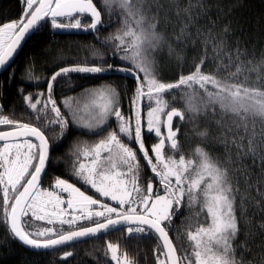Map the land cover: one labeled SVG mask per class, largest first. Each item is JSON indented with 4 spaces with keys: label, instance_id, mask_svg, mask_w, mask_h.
Returning <instances> with one entry per match:
<instances>
[{
    "label": "snow or ice",
    "instance_id": "1",
    "mask_svg": "<svg viewBox=\"0 0 264 264\" xmlns=\"http://www.w3.org/2000/svg\"><path fill=\"white\" fill-rule=\"evenodd\" d=\"M24 2L26 7L19 21L0 25V66H4L13 56L26 34L48 17L51 18L53 28H81L80 19H75L79 14L90 15L91 23L86 26L87 29L95 30L103 23L101 12L93 0ZM144 3L145 0H136L135 4L133 0H103L106 9L111 10L114 5H118L122 10V28L111 39L117 41L114 45L116 51L124 53L121 59L130 61L137 73V89L133 103L146 97L155 104V107L149 108L146 119L147 131L154 133L158 138V143L151 146L153 155H149V149L143 142L139 109L136 110L133 125L131 118L124 117L117 107L116 90L111 87L102 88L92 94L93 103L84 106L95 114L90 121H85L83 126L100 127L109 117H115L119 121L118 131H111L107 137L91 147L83 148L77 157L75 175L101 197L115 201L117 207L86 195L80 188L60 178L54 182V188L59 191L41 189V175L48 160L49 138L39 127L0 116V125L12 126L9 131H0V212L3 214V223L14 238L37 249L54 248L78 238L97 234L111 226L126 223L130 225L127 229L129 236L133 233H143L146 228L158 234L163 241L164 251L157 255V264H242V261L235 258L233 248V241L238 233V189L234 188L229 180L228 169L221 167L202 147H196L189 156L182 153L178 140L179 128L174 129L173 119L184 121L185 112L193 118L202 113L207 115L211 112L214 115L219 108L222 118H235L233 127L222 132L221 139L226 148H235L236 161L251 157L255 164L258 157L264 163V152L258 151V148L264 146V127L259 132L256 130L257 120L264 123V85L250 87L247 77L240 80V63H237L235 72H229L225 77L205 73L202 67L206 56H202L200 62L195 64L193 72L181 75L175 83L161 82L155 74L154 61L149 54L160 46L163 37L157 32V24L148 22L143 12ZM190 8L191 5L184 9L186 14ZM61 17L73 18L75 23H59L58 18ZM189 23H194L191 16ZM187 27L185 24L181 28L177 39L185 35ZM227 33L226 27L223 34ZM197 34H200L199 30ZM213 40L216 41L213 49L219 58L224 42L222 37H213ZM208 42L206 37L205 43ZM239 56L237 51V61ZM228 60V65L220 63L217 69H227L232 63L231 55H228ZM107 70L109 69L99 66L60 68L50 78L46 99L38 97L32 102L31 95L25 96L24 99L34 112L46 113L50 110L54 113L55 119L49 120L48 124L59 126L62 135L68 121L52 99L53 83L58 77L70 72L101 73ZM116 70L131 72L132 68ZM140 74L143 75V80L140 79ZM179 88L190 90L184 94L185 110H167L169 104L164 100V95ZM199 92H202L203 96H200V102L196 103ZM96 100L101 103H95ZM36 118L41 119L42 116L37 115ZM215 123L222 126V120H216ZM162 125L166 131H162ZM121 135L137 143L143 159L162 186L163 195H154L155 189L151 181L146 187L140 185V163L136 150L123 143ZM196 135L206 137L208 133L204 130ZM29 137L35 138L38 143H33ZM166 148L174 155H166ZM243 170L247 172L246 168ZM261 171L264 173V168ZM61 193H66L68 199L65 200ZM185 199L189 206H198L196 215L199 216L202 212L205 219L196 225L189 224L184 232L188 248L178 254L165 225L171 221L174 210L183 206ZM77 212L80 214L76 215ZM25 218L46 221L51 226L38 231H27L26 228L31 225ZM94 218H103V222L96 221L94 226L68 231L58 230L56 227L67 225L69 229H73L78 222L93 221ZM132 224L136 227H132ZM261 227L264 228V225ZM107 249L111 260L116 264H136L126 252L118 254V244L109 242ZM70 255L71 252L64 254L65 257ZM160 255H163L164 259H161Z\"/></svg>",
    "mask_w": 264,
    "mask_h": 264
},
{
    "label": "trees",
    "instance_id": "2",
    "mask_svg": "<svg viewBox=\"0 0 264 264\" xmlns=\"http://www.w3.org/2000/svg\"><path fill=\"white\" fill-rule=\"evenodd\" d=\"M93 1L101 10L105 24L95 34L58 33L48 17L25 43L13 64L0 74V111L17 121L20 120L19 122L38 126L51 143V158L42 182L44 186L54 184L57 178L72 180L66 174L70 167L72 148L78 140L77 137L84 136V130L77 128L72 119L69 98L74 94L87 87L109 86L118 93L117 107L122 114L133 116L137 74L130 61L121 59L124 53L116 51L114 45L117 41L111 39L122 28V10L118 5L108 10L104 7L103 0ZM190 5V11L186 14L184 9ZM25 7L24 0H0V25L19 21ZM143 12L148 22L157 24V32L163 37L160 46L149 54L154 61L155 73L161 81H178L181 75L193 72L195 64L200 62L202 56H206L203 72L225 77L229 72H235L237 63H240V80L247 77L250 87L264 85V0H145ZM77 16L82 17L83 24L91 22L89 15ZM189 16L194 23H189ZM61 18L62 21L66 17ZM185 24L188 25L185 35L177 39ZM226 27L228 33L224 35ZM206 37L208 43H205ZM213 37H222L224 42L219 58L213 49L216 42ZM237 51L240 53L239 61L236 60ZM228 55L232 56V63L227 69L218 70V64H229ZM71 66H99L109 70L101 73L70 72L58 77L53 83L51 96L68 121L62 138L56 139V135H61L59 126L48 125L43 119L44 115L37 119L39 114L28 107L24 97L32 96L37 91L48 93V83L52 75L60 68ZM116 67L132 68V71L117 72ZM142 78L141 75L140 79ZM178 91L181 94L171 100L172 107L182 106L180 100L185 101L184 94L190 92L185 88H179ZM200 96H203L202 92L198 93V103ZM199 117L201 122L198 128L206 130L208 135L202 141L198 140L202 143L196 142L197 145L203 146L213 160L228 169L229 180L238 189V233L233 241L235 258L242 261V264H264V228L261 227L264 225V173L261 171L264 163L258 157L255 164L251 157L236 161L235 148H226L222 143L221 134L227 128L233 127L234 117L222 118L219 108L214 115L209 112ZM216 120H222V126L217 125ZM113 124L115 120L109 126ZM262 127L264 123L257 120V132ZM258 151L264 152V146L258 148ZM245 168L247 172L243 170ZM3 219L0 212V264H116L111 260L107 249V238L113 236L118 239L121 231L125 230H117L50 251H33L24 247L10 234ZM25 219L31 225L26 230H34L32 220ZM171 236L179 250L178 237L173 234ZM125 238L121 243L137 262L156 264L157 254L164 251L158 238L147 235ZM154 248L158 253L153 252ZM66 251H71L72 255L62 259L61 256Z\"/></svg>",
    "mask_w": 264,
    "mask_h": 264
},
{
    "label": "rangeland",
    "instance_id": "3",
    "mask_svg": "<svg viewBox=\"0 0 264 264\" xmlns=\"http://www.w3.org/2000/svg\"><path fill=\"white\" fill-rule=\"evenodd\" d=\"M61 19L62 18L58 19V22L59 23H67V24L68 23H75V19H80L81 25L88 24V22L85 23V24H83L82 23L83 22L82 21L83 20L82 17L77 16V15L75 16V19L69 18V17H66L62 21H61ZM122 25L123 24L121 23V26ZM71 67H75V66H71ZM118 68L119 69H124V67H116L115 68V71H117L116 69H118ZM117 72H124V71H117ZM141 75L142 74H140V76ZM156 76H157V74H156ZM142 77H143V75H142ZM157 78H158V76H157ZM142 80H143V78H142ZM161 82H163V81H161ZM164 83H175V82H164ZM108 87L109 86H101L100 88H97V87H92V88L87 87V88L83 89L82 91L74 94L71 97V100L72 101H71L70 109H71V114L73 112V118L72 119L74 121V125L77 128L78 127L79 128L81 127L84 130L85 129L91 130L92 133H86V132H84L83 138L79 136L81 138V139H79V137H77L78 140H77V142H75V146L72 148L71 157H70V167H69V169L66 172V174H68L70 177H72V180H69L68 178H65V179L60 178V179L66 180L67 182L75 185L76 187L80 188L81 191L85 192L86 195H90L94 199L100 200L102 203H106V204H108V205H110L112 207H117V204H116L115 201H111L109 198H106V197H101L94 189H92L89 185L85 184L82 180L78 179L76 177V175H75V166H77V157L79 156V153L83 150V148H85V147H91L95 143L99 142L101 139H104L105 137H107V135L111 131H114V130L118 131L119 121H117L115 119V117H109L107 119L106 123L103 124V125H101L100 127L88 128V127H84L83 126L84 125V122L85 121H90L91 120V117L95 114L94 111H92L90 108H85L84 106L85 105H91L93 103V96H92V94L94 92H96L99 89L108 88ZM178 90L179 89H173L169 93H166L164 95V97H163L164 100L167 101L168 104H169V108L167 110H169L171 108H178L180 110H185L186 104H185V101H183V100H180V102H182V106L178 105V106L172 107V105H171V100L174 99L175 97H177L178 94H181L180 91H178ZM40 94H43V95L41 96ZM47 94L48 93H44L43 91H37V93H35L34 95H32V97H33V101L32 102H35V99L38 98V97L40 99H46L47 98ZM52 99H54L53 96H52ZM195 102L198 103V100H196ZM95 103L98 104V103H101V101L96 100ZM38 107H40V106L38 105ZM133 107H134V110H133V116L132 117H127V116H124V115L123 116L126 117V118H131L132 123L134 125V123H135V113H136V110L139 109L140 114H141V118H142V138L144 137V134L145 133H149L150 134V140H152V146H153L154 144L158 143V138L155 136L154 133H150V132L147 131L146 119H147V112H148L149 108L155 107L154 102L153 101H150L146 97H144V98H141L136 103H134ZM78 109H79V111H78ZM60 112H61V110H60ZM38 114L41 115V116L44 115L43 119H44V121L47 124H48V121L49 120H54L55 119V114L52 113L50 110L48 112H46V113H38ZM61 114H62V112H61ZM0 116H7L9 119H11L13 121H17L16 119H13V118L9 117L8 115H5L1 111H0ZM62 116H63V114H62ZM185 117L186 118H185L184 121H180L178 123L182 127V129H181V135H180V147H181L182 153L185 154L186 156H189V155H191L194 152L195 148L198 147V145H197L196 142L202 141V139L204 137H199V136L196 135L197 132H200L202 130V129L198 128V125H200V122H201V118L199 116L193 118L192 115L189 114V113H187V112H185ZM112 120H115V124H113L110 127L109 124H110V122ZM21 123H24V122L21 121ZM48 125H50V124H48ZM1 126L2 125H0V127ZM161 127H162V131H164L163 125ZM202 131H204V130H202ZM64 132L65 131H63V133ZM51 134L53 135V132H51ZM62 136H63V134L60 135V136L59 135H56L55 138L56 139H61ZM121 140L123 141V143H125L126 145H128L131 148H133L134 150H136L135 144H137V143L133 139L126 138L123 135H121ZM33 143H36V142L33 141ZM199 143H202V142H199ZM199 147H202L203 148V146H201V145ZM203 149L205 150V148H203ZM165 152H166V155H174L167 148H166ZM136 154H137V157H138L139 163H140V158L142 159L143 156H142L141 153L139 154L137 151H136ZM149 155L151 156V155H153V153H151ZM177 158H178V156H177ZM81 160H83V157H81ZM70 170H72V174H70ZM149 181H151V180L149 179L146 183H142L141 182V179H139L140 185L142 187H146V185H147V183ZM40 187H41V189H46V190H49V191H59V190H57V189L54 188V184H51L50 186H44L43 184H41ZM154 189H155L154 195L156 193H158L160 195H163L164 194L163 193V190H162V186L160 185V183L159 184H155L154 185ZM61 194L64 196V199L65 200L68 199V195L66 193H61ZM64 207H67V205H64ZM183 210L186 211L185 212V215L183 217L184 218V224H183V227L181 228L180 234L177 235L178 236V242H179V250L178 251L180 253L184 252V250L188 248V242L185 239L184 232L187 230L189 224L196 225L198 222H200V223L204 222V219H205V214L202 213V212L200 213L199 216L196 215V213L199 211V207L198 206H195V205L194 206H189L186 199L183 202V206H182V208H181L180 211H183ZM180 211H179V208H178V210H174V213H176V212L178 213ZM79 214H80L79 212L76 213V215H79ZM100 220H103V218H94L93 221H80V222H78V224L76 226H74L73 229L79 228V227H83V226L92 224V223H94L96 221H100ZM32 226L35 229L34 230H30V231H38L41 228L50 227L51 225H48L46 223V221H36V220L33 219L32 220ZM56 227H57L58 230H63V231L72 230V229H69V227L67 225H63V226L56 225ZM132 235H134V236L135 235H140V236L147 235V236H150L151 238H158L154 233H133ZM128 236L129 235H128L127 229H125V230L121 231L120 236L118 237V239L113 238V236H112L113 240H111L112 238H107V240H108L107 243L111 242L113 244H118L119 245L118 254H122V253H125V252L128 254V251H127L126 247L121 243V241H124V239H126L125 237H128ZM128 247H130V246H128ZM130 248L133 249V250H135L132 247H130ZM154 251L156 253H158L156 248L153 249V252ZM66 252H68V251H66ZM157 255H159V254H157ZM128 256L130 258H132L129 254H128ZM160 258L161 259H164L163 255H160ZM134 260L136 261V264H146L144 262L143 263L137 262L136 259H134ZM154 260H155V258H154ZM155 261H156V264H157V256H156V260Z\"/></svg>",
    "mask_w": 264,
    "mask_h": 264
},
{
    "label": "water",
    "instance_id": "4",
    "mask_svg": "<svg viewBox=\"0 0 264 264\" xmlns=\"http://www.w3.org/2000/svg\"><path fill=\"white\" fill-rule=\"evenodd\" d=\"M93 3L96 5V3L93 1ZM97 6V5H96ZM97 8L99 9V7L97 6ZM100 10V9H99ZM101 12V10H100ZM84 15H89V14H84ZM90 16V15H89ZM101 16H102V12H101ZM45 20H42L41 22H39V24L37 25L36 28H34L33 30H30V32L28 34H26L24 40L21 41V44L20 46L17 48V51L13 54V56L8 60V62L4 65V66H0V74H2L7 68H9L13 62L15 61V59L17 58V56L19 55V53L21 52L22 48L24 47L25 43L29 40V38L40 28L41 24L44 22ZM102 21H103V16H102ZM104 22L101 24V25H98L97 28L95 30H91V29H87L86 26H83L79 29H74V28H54V30L58 33H61V34H95L97 32V30L104 26ZM178 109V108H177ZM171 110V109H169ZM176 118L173 119V125H174V121H175ZM33 125V124H32ZM33 126H36V125H33ZM38 127V126H36ZM11 130V128H8V129H4V130H0V131H9ZM41 131H43L41 129ZM166 131V129H165ZM45 134V133H44ZM179 134H180V130H179ZM179 134H178V137H179ZM46 136V134H45ZM29 139H32L33 141H35L36 143H38V141L35 140V138L33 137H29ZM179 140V139H178ZM51 153H52V147H51V143L49 141V152H48V160L46 162V166H45V171L42 173L41 175V180H40V185L42 184L43 182V179H44V176H45V173H46V170L48 168V165H49V162H50V158H51ZM115 218V217H113ZM100 222H103L100 221ZM88 226H94V224H90V225H87V226H83V227H88ZM130 225L128 224H118V225H114V226H111L109 229L107 230H102L101 232L97 233V234H93V235H89V236H86V237H82V238H78L76 240H73V241H70V242H67L66 244H63V245H58V246H55L54 248H48V249H44V248H33L31 246H28V245H24L22 242H20L18 239V242L20 244H22L24 247L30 249V250H33V251H50V250H54V249H58V248H63L65 246H68V245H72V244H75V243H79V242H83V241H86V240H89V239H93L95 237H99V236H102V235H106L108 233H111V232H114V231H117V230H121V229H124V228H127L129 227ZM131 226H135V224H132ZM75 230V229H74ZM167 230V229H166ZM154 232V230H152ZM168 231V230H167ZM155 233V232H154ZM156 234V233H155ZM169 234V237L171 238L173 244L175 245L173 239H172V236L170 235V233L168 232ZM156 236L158 237V234H156ZM159 238V237H158ZM161 244H162V247H163V241L159 238ZM176 246V245H175ZM164 250V249H163ZM176 250H177V253L179 254L178 252V249L176 247ZM71 252V251H70ZM66 253V252H65ZM61 256L62 259H66L68 258L69 256L65 257L64 254ZM72 253V252H71ZM71 256V255H70Z\"/></svg>",
    "mask_w": 264,
    "mask_h": 264
},
{
    "label": "flooded vegetation",
    "instance_id": "5",
    "mask_svg": "<svg viewBox=\"0 0 264 264\" xmlns=\"http://www.w3.org/2000/svg\"><path fill=\"white\" fill-rule=\"evenodd\" d=\"M90 23L83 25V26H87ZM63 24H67V23H63ZM180 121L181 120L179 118H176L174 121V125H173L174 129L179 128V130H180V134L178 137L179 143H180V135H181V129H182L181 125L178 124ZM8 128H12V126L11 125H2L0 127V130H4V129H8ZM164 131H165V128H164ZM84 132L92 133L91 130H87V129H85ZM143 141H144L145 147L149 149V154H151L152 153L151 152L152 140H150V134L149 133L144 134ZM135 147H136V151L140 154L137 144H135ZM139 179H141L142 183H146L150 179L154 185L159 184L158 180L154 177V174L151 172L150 167L146 164L143 157H142V159L140 158V178ZM181 208L182 207H179V211L181 210ZM185 212L186 211L183 210V211H180L178 213L177 212L174 213L171 221L165 225V227L168 230V232L170 233V235L173 234L176 237H178L177 235L180 234L181 228L183 227V224H184V218L183 217L185 215ZM100 221H102V220H100ZM100 221H98V222H100ZM92 224H94V223H92ZM135 226H132V227H135ZM124 229H128V227L124 228ZM143 233H154V232L151 229L146 228L145 232H143Z\"/></svg>",
    "mask_w": 264,
    "mask_h": 264
},
{
    "label": "bare ground",
    "instance_id": "6",
    "mask_svg": "<svg viewBox=\"0 0 264 264\" xmlns=\"http://www.w3.org/2000/svg\"><path fill=\"white\" fill-rule=\"evenodd\" d=\"M72 230H74V229H72Z\"/></svg>",
    "mask_w": 264,
    "mask_h": 264
}]
</instances>
